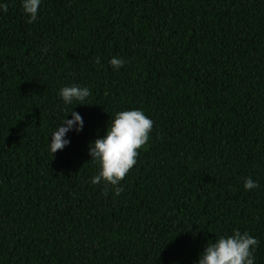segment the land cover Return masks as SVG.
Returning a JSON list of instances; mask_svg holds the SVG:
<instances>
[{"label":"trees","instance_id":"1","mask_svg":"<svg viewBox=\"0 0 264 264\" xmlns=\"http://www.w3.org/2000/svg\"><path fill=\"white\" fill-rule=\"evenodd\" d=\"M4 2L0 264H194L233 229L264 264V0H42L31 24ZM72 83L86 104L63 105ZM72 108L83 130L52 155ZM131 108L153 128L117 195L88 147Z\"/></svg>","mask_w":264,"mask_h":264},{"label":"clouds","instance_id":"2","mask_svg":"<svg viewBox=\"0 0 264 264\" xmlns=\"http://www.w3.org/2000/svg\"><path fill=\"white\" fill-rule=\"evenodd\" d=\"M42 0H20L22 13L26 22L31 24L37 20ZM7 3L0 0V11H7ZM44 48L42 51H46ZM96 62H99L97 58ZM126 63L120 56H112L109 64L119 70ZM91 92L87 86L69 84L62 86L58 91L63 105L74 102L78 104L86 100ZM66 114L48 137V150L53 155L70 144L69 132H81L84 120L81 114L72 108L65 109ZM71 114V118H68ZM153 128V121L142 109L131 108L116 111L111 117V124L103 136H98L89 142L88 152L95 164L98 173L90 177L91 184H110L118 195L123 191L120 183L137 163L138 150L147 144ZM259 187L257 180L251 175L244 178L243 188L252 190ZM259 240L248 231L241 232L233 229L231 234H220L212 242H207L203 251L194 264H255L254 252Z\"/></svg>","mask_w":264,"mask_h":264}]
</instances>
